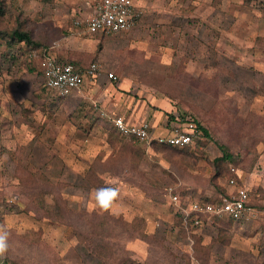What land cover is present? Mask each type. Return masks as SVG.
<instances>
[{
    "label": "rangeland",
    "instance_id": "374dc122",
    "mask_svg": "<svg viewBox=\"0 0 264 264\" xmlns=\"http://www.w3.org/2000/svg\"><path fill=\"white\" fill-rule=\"evenodd\" d=\"M98 1L4 0L0 264H264V0H135L136 27L89 33L75 19ZM14 28L60 59L97 61L99 75L66 96L48 89ZM183 113L209 130L183 149L147 147L113 123ZM223 146L232 156L219 161ZM233 165L252 210L186 227L169 187L184 203L217 199L235 189ZM104 188L118 192L107 212Z\"/></svg>",
    "mask_w": 264,
    "mask_h": 264
},
{
    "label": "built area",
    "instance_id": "2783aa9c",
    "mask_svg": "<svg viewBox=\"0 0 264 264\" xmlns=\"http://www.w3.org/2000/svg\"><path fill=\"white\" fill-rule=\"evenodd\" d=\"M141 17L142 11L135 0H100L87 15L77 17L75 24L89 33H118L136 27ZM31 55H36V51L32 50ZM43 66L45 84L49 89L65 96L87 80L97 77L101 71L97 61L91 62L86 67H77L73 62L59 61V58L51 53L44 57ZM109 75L117 77L113 71H110ZM113 123L122 135L131 137L147 147H151L153 143L172 146L193 145L204 137L203 131L189 116L177 115L176 119L170 120L165 125L166 130L161 133H156L147 120L131 123L121 114L113 117ZM231 170L234 174L229 181L235 189L230 194L221 195L214 200L194 198L183 205L180 193L176 192L174 187H169L172 202L177 205L178 211L184 214L191 225L201 226L204 221L201 216L203 214L228 215L237 219L252 210L248 186L239 184L237 167L233 165Z\"/></svg>",
    "mask_w": 264,
    "mask_h": 264
},
{
    "label": "trees",
    "instance_id": "16d2710c",
    "mask_svg": "<svg viewBox=\"0 0 264 264\" xmlns=\"http://www.w3.org/2000/svg\"><path fill=\"white\" fill-rule=\"evenodd\" d=\"M4 0H0V14H3L4 13ZM9 37H10V42H13V41H22L26 46H28V50L32 51V50H36L37 51V55H34L33 59L35 58H38L39 59V68L43 70V60H44V57L49 53V47L48 46H44L40 41H38L37 39H35L31 32L29 30H25V29H21V28H14L12 29L10 32H9ZM33 56V55H32ZM59 61L61 62H73L77 67H86L88 66L91 62L89 63H83V62H80V61H76V60H64V59H60L59 58ZM46 85V84H45ZM47 86V85H46ZM48 87V86H47ZM49 89V88H48ZM52 90V89H51ZM63 95V94H62ZM64 96V95H63ZM177 115H180V114H177ZM177 115H173L172 116V120L176 119V116ZM180 116H184V117H191L196 123H197V126L200 127V129L203 131V134L204 136L205 135H209V130L207 127L203 126L200 121L192 116V115H188L186 113H183L181 114ZM115 126V125H114ZM116 128V127H115ZM140 144L144 145L143 143L139 142ZM155 145H158L157 143H153L152 146H155ZM163 146L165 147H171V148H174V149H183V148H188L190 145H185V146H172V145H167V144H162ZM223 148L225 149L224 151V154L222 155V157L220 158H217L219 161L221 160H225V159H228V158H231L232 154L227 150V148L225 146H223ZM234 174V173H233ZM174 190L176 192H178L177 189L174 188ZM204 200H212V199H204ZM187 201V200H186ZM186 203V202H185ZM183 200H182V204L183 205H186ZM178 215H179V218L180 220L182 221V223L188 227L190 226L191 224L189 223V221L187 219H185V216L182 212H177ZM202 218L204 219L206 216V214H203L201 215ZM232 218V217H231Z\"/></svg>",
    "mask_w": 264,
    "mask_h": 264
},
{
    "label": "clouds",
    "instance_id": "9594fccd",
    "mask_svg": "<svg viewBox=\"0 0 264 264\" xmlns=\"http://www.w3.org/2000/svg\"><path fill=\"white\" fill-rule=\"evenodd\" d=\"M118 197V192L114 188H104L99 189L95 193L96 206L101 210V212L109 211L113 202ZM7 233L0 230V254H3L7 248Z\"/></svg>",
    "mask_w": 264,
    "mask_h": 264
},
{
    "label": "crops",
    "instance_id": "0c3cea01",
    "mask_svg": "<svg viewBox=\"0 0 264 264\" xmlns=\"http://www.w3.org/2000/svg\"><path fill=\"white\" fill-rule=\"evenodd\" d=\"M125 117H126V119H127V121H129V122H131V123H136V122H140V121H143V120H147L146 118H140V119H134L132 116H126V115H124ZM147 121H149V120H147ZM158 121V120H157ZM150 122V121H149ZM151 123V127H152V129H154L155 131H156V133H161V132H164L165 130H166V126L165 125H167V124H165V125H157L158 123L157 122H153V121H151L150 122ZM240 184V183H239ZM240 185H246L245 183H242V184H240ZM247 186V185H246ZM235 187V186H234ZM206 221V220H205ZM203 223H204V221H203ZM202 223V224H203ZM202 226V225H201Z\"/></svg>",
    "mask_w": 264,
    "mask_h": 264
}]
</instances>
